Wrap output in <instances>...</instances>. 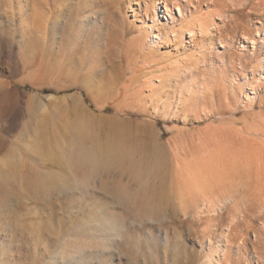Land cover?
I'll return each mask as SVG.
<instances>
[{
  "label": "rangeland",
  "instance_id": "rangeland-1",
  "mask_svg": "<svg viewBox=\"0 0 264 264\" xmlns=\"http://www.w3.org/2000/svg\"><path fill=\"white\" fill-rule=\"evenodd\" d=\"M158 1L0 0V264H264V6Z\"/></svg>",
  "mask_w": 264,
  "mask_h": 264
},
{
  "label": "bare ground",
  "instance_id": "bare-ground-1",
  "mask_svg": "<svg viewBox=\"0 0 264 264\" xmlns=\"http://www.w3.org/2000/svg\"><path fill=\"white\" fill-rule=\"evenodd\" d=\"M223 1L226 4H228V3H231L232 5L233 4H238L241 7H246L248 4H255V6H259V7L264 6V0H223ZM162 5H163L164 11H165L164 14L168 17L167 20L168 21L170 20L172 24L174 23V20H175V16H173V14L175 13V11L178 13V15L180 17H183L184 8L182 6L175 5V4L171 3V2H168L167 0H159L156 3V5H155V12H156L155 14H157V17L158 18H160V15L159 14H160L161 6ZM216 14L217 13H215V15ZM215 15H214V13L213 14H209L208 16L205 14V16H207V17H209V16L212 17V20L213 21L210 19L212 22L209 25H207L209 23L208 22L209 18L206 19V17L204 15L203 16L202 15L198 16L197 19H196L197 16L195 17V19L197 20V23H196V25H194L192 23L194 26H192L191 22H184V21L183 22H181V21L178 22V29L176 30L178 34H176V32H175L174 29L171 30V27L169 26V24L163 25L164 28H161L160 29L159 28V25H161V24H159L157 22L158 19L157 20H153V26H155V27L149 26L148 31H150L152 39L153 38L154 39H161L159 37V35H162V37H164V35H165L168 40L170 39L171 36H173V38L175 39V41H176V39H177L178 36L181 37V38H183V39H185L186 34H188L189 38H192V36L196 33V30H199L203 34H208L209 33V35H210V34H212L211 31H210V29H211V27L213 28V26L215 25L214 24V19H215L214 17H215ZM217 15H219V14H217ZM204 19H206V21L208 23ZM205 25H207L208 27L205 26ZM154 28L158 32L157 35L156 34H152ZM166 28H168V30H166ZM143 35L144 34H141L140 37H142ZM262 69L264 71V67H262ZM7 103H8V99H7L6 95H4V93L2 92V94H0V110H1V112L4 111L3 108L6 106ZM112 150H113V148H110V146H109V149L106 150V151H112ZM109 154H111V153H109ZM206 191L207 190L205 189V192L201 193V195H200L201 197H203V199H202L203 200L202 206H204L206 208H217V207H219L221 209V207L217 205V201H218L217 199H211V198L206 197V195H205ZM229 202L230 203H234L235 202V198L232 197V196L225 197L223 200L220 201V204H223V203L224 204H229ZM188 203L192 207L195 206V203H193V200L188 201ZM200 209H202L201 208V205L198 207V210H200ZM229 260H230V257H228V261ZM228 264H230V262H228Z\"/></svg>",
  "mask_w": 264,
  "mask_h": 264
}]
</instances>
